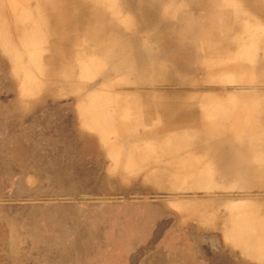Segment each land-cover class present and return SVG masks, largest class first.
Masks as SVG:
<instances>
[{
    "label": "rangeland",
    "instance_id": "1",
    "mask_svg": "<svg viewBox=\"0 0 264 264\" xmlns=\"http://www.w3.org/2000/svg\"><path fill=\"white\" fill-rule=\"evenodd\" d=\"M85 2L98 11L93 30L86 33L85 64L92 62L101 65L104 70L113 66L112 63L98 59L97 55L104 49L101 50L100 45L95 43L96 38L130 40L140 50H143L140 48L142 46L146 48L144 51L151 50L153 60L166 61V64L163 63V72L157 67L150 69L145 83L147 87L155 85L154 88H160L172 96H180L181 100H185L189 95L195 98V110L184 120L194 124L190 128L182 127L178 132L166 131L163 137L170 149L177 145L183 147L182 158L175 159V152L171 153L170 162L176 160L173 165L183 166L182 172L190 171L191 164H195L194 168H203V171L206 167L213 171L214 167L215 172H221V168H217L222 166L212 163L221 162L218 157L225 152H237L246 157L247 165L252 164L256 171H262V174L254 177L264 180V0ZM132 52L134 51L128 50L125 55L135 57V52ZM120 59L122 58H118ZM146 61L151 67L152 60ZM237 61H241V68L233 69L232 66ZM14 70L11 57L0 45V151L4 153V158H0V187L6 188L12 186L15 178L21 176L15 175L17 170L24 174L34 168L37 173H42L39 174L42 178L45 176L44 172L49 171L54 163H65L63 160L54 162L55 159L46 152L53 153L54 149L59 148L64 153L78 156L70 158L72 162H81L83 159L80 158V152L85 149L79 140L80 136L84 134L93 136L95 140L102 139L98 131L87 128L80 112L83 107L90 105L87 97L96 94L95 90L74 91L52 73H47L42 77L41 88L36 92L23 94ZM83 80L86 83H94L98 82L99 78L85 72ZM109 81L111 84L120 83L125 86L138 83L135 77L123 71L112 75ZM110 82L103 81L99 84L102 89L99 97L107 106L108 100L102 95L109 96L107 89ZM222 110L228 113L229 126L220 127L217 136H209L206 128L214 126L217 122L216 119L212 120L211 114L213 111ZM118 114L124 121L130 118V111H120ZM78 115L79 119L76 117ZM238 117L243 123L239 132H236L234 128ZM159 122L162 123L163 120ZM137 130L141 128L138 126ZM97 143L96 141L91 145ZM148 143L151 145V140ZM98 144L102 150L103 176L100 180L102 193L97 195L96 201L100 200V197H106L119 201V204L122 200L132 204L129 199L146 197L158 199L155 201L173 207L175 199L183 203L190 200L203 202L206 194L218 192V188L222 189L217 185L214 188H200L196 182L191 186L175 188L169 175L163 178L164 183H159L158 180L150 181L144 171H115L112 157L105 153L104 141L101 140ZM69 166L68 170L75 176L86 171L78 166L72 167L73 164ZM155 170L156 168L150 167L147 172L154 174ZM192 172L193 175L184 180H196V175ZM213 176L222 177L216 173ZM150 192L163 194L154 196ZM99 193L97 191V194ZM13 199L12 194L2 195L0 192V230L6 224L4 213H8L5 211L7 207H4L7 205L3 203H13ZM179 205L181 210L188 214L200 209L195 203ZM91 206L94 205L86 202L80 208V214L92 215L96 207ZM17 208L20 209V206ZM13 210L10 209L11 212ZM41 213L42 216L47 215L46 207L42 208ZM17 214L20 216L21 213Z\"/></svg>",
    "mask_w": 264,
    "mask_h": 264
},
{
    "label": "crops",
    "instance_id": "2",
    "mask_svg": "<svg viewBox=\"0 0 264 264\" xmlns=\"http://www.w3.org/2000/svg\"><path fill=\"white\" fill-rule=\"evenodd\" d=\"M79 140L83 161L72 162L77 155L57 148L46 154L65 163H54L42 178L34 168L17 170L21 176L12 186L0 187L2 195L14 197L3 203L8 213L0 230V264H264V180L254 177L262 171L247 165L244 155L222 154L221 162L212 163L221 172L194 169L198 187L222 188L203 202L175 199L171 207L139 197L119 204L106 197L96 201L102 193L101 140L84 134ZM70 164L86 171L75 176ZM86 202L96 207L92 215L80 214ZM179 203L200 209L188 214Z\"/></svg>",
    "mask_w": 264,
    "mask_h": 264
},
{
    "label": "bare ground",
    "instance_id": "3",
    "mask_svg": "<svg viewBox=\"0 0 264 264\" xmlns=\"http://www.w3.org/2000/svg\"><path fill=\"white\" fill-rule=\"evenodd\" d=\"M97 14L98 11L89 7L85 0H0V45L12 59L21 92H36L42 87V77L47 73H52L74 91L95 90L96 94L87 95L90 105L80 112L87 128L100 133V140L106 146L105 153L112 157L115 171H144L150 181L158 180L159 183H164L163 178L169 175L174 186L195 184L194 179L191 182L184 180L193 175L192 171L195 173V164L190 165L188 172H182L181 165H173L175 159L182 158L183 147L177 145L170 149L163 138L166 131L178 132L180 128H190L194 124L184 120L195 110V98L189 95L181 100L182 97L165 93L154 88L155 85L147 87L145 83L150 69L157 67L163 72L166 61L153 60L151 50L144 51L146 48L143 46L140 50L130 40L96 38L95 43L104 49L97 55L98 59L113 66L104 70L92 62L85 64L86 33L93 30ZM128 50L134 51L135 57L125 55ZM120 57L122 59L118 60ZM145 59L152 60L151 67ZM241 64L237 61L232 68L239 69ZM119 71L135 77L138 83L127 86L111 84L110 77ZM85 72L99 78L98 82L86 83L83 80ZM103 81L110 82L109 96L102 95L108 100V106L99 97L102 90L99 84ZM120 111H130L128 121L120 117ZM227 114L223 110L212 112V120L219 123L215 122L218 127L214 124L206 128L209 136L215 137L220 127L229 126ZM236 122L234 130L239 132L243 121L238 117ZM150 140L151 145L148 143ZM172 152H175V159L170 162ZM150 167L156 168L154 174L147 172Z\"/></svg>",
    "mask_w": 264,
    "mask_h": 264
},
{
    "label": "water",
    "instance_id": "4",
    "mask_svg": "<svg viewBox=\"0 0 264 264\" xmlns=\"http://www.w3.org/2000/svg\"><path fill=\"white\" fill-rule=\"evenodd\" d=\"M153 195H154V196H157V195L159 196V194H158V193H155V194H153Z\"/></svg>",
    "mask_w": 264,
    "mask_h": 264
}]
</instances>
